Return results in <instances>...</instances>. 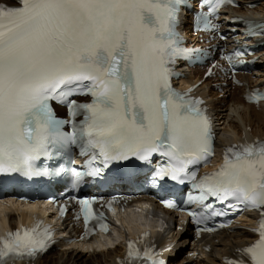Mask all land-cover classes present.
Instances as JSON below:
<instances>
[{
	"label": "snow or ice",
	"instance_id": "1",
	"mask_svg": "<svg viewBox=\"0 0 264 264\" xmlns=\"http://www.w3.org/2000/svg\"><path fill=\"white\" fill-rule=\"evenodd\" d=\"M226 3L234 0H200L208 11L197 14L194 27L214 29L210 17ZM188 7L189 0H0V174H70L74 187L86 179L134 181L138 166H112L133 158L151 165L159 154L166 163L148 179L158 186L165 178L183 183L190 177L200 193L193 199L204 210L187 214L198 228L205 225L201 230L214 231L207 221L226 214L205 204L208 197L229 209L242 204L259 212L258 239L237 248V258L226 264H264V142L225 149L220 169L199 180L188 171L209 162L214 151L204 101L192 98V89L172 86L179 60L207 55L185 47L177 31L181 8ZM245 23L250 35H264V24ZM54 103L66 109L67 119L57 117ZM73 147L88 156L83 170L59 165L71 159ZM42 160L57 164L42 167ZM77 203L85 225L102 218L94 200ZM51 242L50 229L40 230L39 223L9 232L0 238V264H31ZM159 255L150 245L141 250L128 242V264H164Z\"/></svg>",
	"mask_w": 264,
	"mask_h": 264
},
{
	"label": "bare ground",
	"instance_id": "2",
	"mask_svg": "<svg viewBox=\"0 0 264 264\" xmlns=\"http://www.w3.org/2000/svg\"><path fill=\"white\" fill-rule=\"evenodd\" d=\"M258 3V7L254 10H249L246 7H242V12L240 10H227V14L234 13H244V14H254L260 18L264 17V0H246L245 4ZM260 59L264 61V51L260 54ZM195 75H200L198 70L193 72ZM257 75V74H256ZM189 78L187 81H190ZM242 81L247 85L251 86L253 82L247 78H242ZM264 82V70L260 74V78L257 82ZM206 86H210L211 83L206 81ZM204 89V88H203ZM202 90V89H201ZM225 95L220 97L219 92L213 91L211 88L205 95L207 102L211 108L212 114L215 116L216 121L219 125L220 131V142H229V144L235 143L243 135L249 138H261L264 139V104H262L258 109L253 106L246 105L243 103L242 95L244 89H236L235 92L224 88ZM249 130V131H248ZM223 135L225 137L223 138ZM27 207L22 205H12V208L0 207V231L4 228H13L16 225V214L19 216H25V210ZM153 210L156 214H163L167 216L170 220L169 214L162 211L159 207L153 206ZM130 211V210H129ZM141 213V212H139ZM127 212L124 214L126 215ZM142 214V213H141ZM139 216V215H138ZM137 216V217H138ZM124 217V216H123ZM122 217V218H123ZM121 218V219H122ZM127 222H136L133 216H129ZM127 228L130 226L126 224ZM155 228V226H154ZM253 236L247 231H234L231 235L222 233L218 235L215 239L206 240L205 242L189 243L186 247L185 253L197 254V257H184L178 262H171L170 264H222L221 261L226 258L231 257L237 248L244 246L247 242L251 241ZM167 242L174 243L181 242V246L187 241L185 237L177 232H170L165 234ZM102 241L99 240L95 244H81L76 243L68 246L64 249L53 250L46 256L44 260H39L34 264H43L45 260L51 259V264H115V259L122 256L121 247L115 246L113 248L107 249L106 251H96L93 249L95 246L100 247ZM204 246H209L211 248L210 253L203 251Z\"/></svg>",
	"mask_w": 264,
	"mask_h": 264
},
{
	"label": "rangeland",
	"instance_id": "3",
	"mask_svg": "<svg viewBox=\"0 0 264 264\" xmlns=\"http://www.w3.org/2000/svg\"><path fill=\"white\" fill-rule=\"evenodd\" d=\"M127 216L125 217L126 220H127ZM130 216H133L136 219V222L131 223L130 225L131 228H136V227H139L145 224L151 225V226H154L157 224L160 225V221H158L155 218L146 217L144 215L138 216L137 214H134V213H132ZM115 240H116V237L112 235L105 237L102 240V245L100 247H96L95 249L99 252V251H104V250L106 251V249L108 248H113V246L115 245ZM43 264H51V259L45 260Z\"/></svg>",
	"mask_w": 264,
	"mask_h": 264
}]
</instances>
